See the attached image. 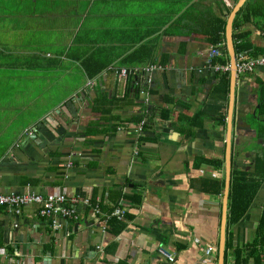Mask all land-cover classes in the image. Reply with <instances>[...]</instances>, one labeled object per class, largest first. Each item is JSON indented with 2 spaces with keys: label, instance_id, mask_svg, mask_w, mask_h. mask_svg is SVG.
<instances>
[{
  "label": "crops",
  "instance_id": "0c3cea01",
  "mask_svg": "<svg viewBox=\"0 0 264 264\" xmlns=\"http://www.w3.org/2000/svg\"><path fill=\"white\" fill-rule=\"evenodd\" d=\"M239 1L0 0V194L90 201L59 227L1 208L0 264H219L222 229L225 264H264V67L238 73L229 130L213 65ZM233 33L237 62L264 54V0ZM229 153L245 210L226 191Z\"/></svg>",
  "mask_w": 264,
  "mask_h": 264
},
{
  "label": "built area",
  "instance_id": "2783aa9c",
  "mask_svg": "<svg viewBox=\"0 0 264 264\" xmlns=\"http://www.w3.org/2000/svg\"><path fill=\"white\" fill-rule=\"evenodd\" d=\"M222 54L219 48L213 49L211 52L212 57H220ZM237 69L239 74H246L253 72L258 68L264 67V54L257 56L255 58H248L244 54L238 55ZM217 70L228 71L230 67L228 66H217ZM155 70L151 68L146 70L148 74ZM120 79L128 78L129 76H135L140 74L138 70H127L120 69L115 72ZM147 86L141 90V95H149V86L152 84V76L149 74L146 80ZM88 86H93V81H90ZM142 131L141 125L139 126ZM72 164H68L67 167H71ZM88 205L89 200H80L78 198H68L66 195H43L38 194H0V209L7 208L8 210L15 212L17 215H21L24 208L34 205L39 209V215L46 219H53L55 227H59V219H68L73 221H78L80 219V214L78 212L79 204ZM100 214L99 208H96L95 215ZM125 216V211L122 209L115 210L109 217L110 220L117 219L119 221L123 220ZM212 250H208L207 254L210 255ZM160 254L170 261H174V256L169 254L165 249H160ZM6 254L0 251V261Z\"/></svg>",
  "mask_w": 264,
  "mask_h": 264
},
{
  "label": "water",
  "instance_id": "95a60500",
  "mask_svg": "<svg viewBox=\"0 0 264 264\" xmlns=\"http://www.w3.org/2000/svg\"><path fill=\"white\" fill-rule=\"evenodd\" d=\"M247 0H240L236 7L234 8L232 14L230 15L227 27H226V40H227V49L230 57V70H231V101H230V114H229V130L232 127V119H233V111H234V102H235V91H236V83H237V77H238V69H237V51L235 47L234 42V21L241 10V8L246 4ZM229 151H231V141H229ZM232 161H231V154L229 153L227 155V163H226V191L229 195L230 193V187L232 182ZM226 205V214H227V203L225 201ZM226 260V234L225 230L222 229V238H221V244H220V250H219V264H225Z\"/></svg>",
  "mask_w": 264,
  "mask_h": 264
},
{
  "label": "trees",
  "instance_id": "16d2710c",
  "mask_svg": "<svg viewBox=\"0 0 264 264\" xmlns=\"http://www.w3.org/2000/svg\"><path fill=\"white\" fill-rule=\"evenodd\" d=\"M226 22H221L220 28L218 29V31L216 32V34L213 36L212 38V43L214 45H218L219 43H223V41L226 40L225 38V33H226ZM234 42H235V47H236V51L240 52L241 50H245V46H242V43H239V41L241 40V37L235 36L234 37ZM229 64V57L228 54L226 56V58L223 59H219V60H213V65L217 66H227ZM218 74L221 75L220 77V84L217 87L216 92L221 96V98H223L224 100L229 98L230 95V71H222V70H218ZM263 112V109H261L260 113ZM224 123H225V118H224ZM147 128V126H146ZM218 166H222V163L218 164ZM232 190L231 192V200H232V205L234 206L235 204V208H237L238 210H245L246 209V195L244 194L243 191V186L241 185V181H237L233 184V186H231ZM245 199V201H243ZM248 202V201H247ZM2 209H6V208H2ZM112 220H116V219H112ZM1 249V248H0Z\"/></svg>",
  "mask_w": 264,
  "mask_h": 264
},
{
  "label": "bare ground",
  "instance_id": "6f19581e",
  "mask_svg": "<svg viewBox=\"0 0 264 264\" xmlns=\"http://www.w3.org/2000/svg\"><path fill=\"white\" fill-rule=\"evenodd\" d=\"M231 186H232V182H231ZM230 191H231V187H230ZM229 195H230V193H229ZM212 250V252H211V254L210 255H208V256H212L213 255V253H214V248L213 247H208V249L206 250V253L208 252V250ZM169 260V259H168ZM170 261V260H169ZM174 261H175V258H174ZM174 261H170V262H174ZM225 263H226V260H225Z\"/></svg>",
  "mask_w": 264,
  "mask_h": 264
},
{
  "label": "rangeland",
  "instance_id": "374dc122",
  "mask_svg": "<svg viewBox=\"0 0 264 264\" xmlns=\"http://www.w3.org/2000/svg\"><path fill=\"white\" fill-rule=\"evenodd\" d=\"M216 70V69H215ZM217 71V70H216Z\"/></svg>",
  "mask_w": 264,
  "mask_h": 264
},
{
  "label": "clouds",
  "instance_id": "9594fccd",
  "mask_svg": "<svg viewBox=\"0 0 264 264\" xmlns=\"http://www.w3.org/2000/svg\"><path fill=\"white\" fill-rule=\"evenodd\" d=\"M117 220V219H116Z\"/></svg>",
  "mask_w": 264,
  "mask_h": 264
}]
</instances>
